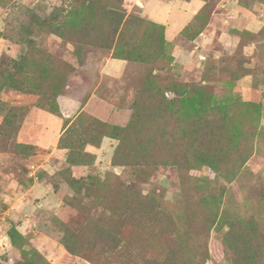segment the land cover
Returning <instances> with one entry per match:
<instances>
[{"label":"rangeland","instance_id":"obj_1","mask_svg":"<svg viewBox=\"0 0 264 264\" xmlns=\"http://www.w3.org/2000/svg\"><path fill=\"white\" fill-rule=\"evenodd\" d=\"M150 1L0 0V264H264V0Z\"/></svg>","mask_w":264,"mask_h":264},{"label":"crops","instance_id":"obj_2","mask_svg":"<svg viewBox=\"0 0 264 264\" xmlns=\"http://www.w3.org/2000/svg\"><path fill=\"white\" fill-rule=\"evenodd\" d=\"M153 3L156 7H153ZM201 3L199 0H186L167 3L166 0H152L148 3L150 16L157 22L167 26L170 35L182 29L186 21L195 13ZM175 12V14H173ZM173 15V17H171ZM51 132V131H50ZM49 132V133H50ZM49 133L45 134L47 136Z\"/></svg>","mask_w":264,"mask_h":264},{"label":"trees","instance_id":"obj_3","mask_svg":"<svg viewBox=\"0 0 264 264\" xmlns=\"http://www.w3.org/2000/svg\"><path fill=\"white\" fill-rule=\"evenodd\" d=\"M145 206L148 208L147 210L150 213H152V214H154L156 216H159L162 219H166V220L167 219H170V217L167 216V214L165 212H163L162 210H160L158 208L153 207V204H151V206L149 204H145ZM256 230H257V227L256 226H253V225L250 226V229H249L250 232L251 231H256ZM157 264H159V263H157Z\"/></svg>","mask_w":264,"mask_h":264}]
</instances>
